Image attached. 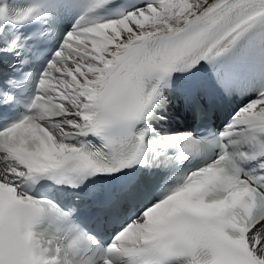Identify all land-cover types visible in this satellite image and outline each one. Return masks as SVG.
<instances>
[{"label":"snow or ice","instance_id":"1","mask_svg":"<svg viewBox=\"0 0 264 264\" xmlns=\"http://www.w3.org/2000/svg\"><path fill=\"white\" fill-rule=\"evenodd\" d=\"M0 264H264V0H0Z\"/></svg>","mask_w":264,"mask_h":264},{"label":"bare ground","instance_id":"2","mask_svg":"<svg viewBox=\"0 0 264 264\" xmlns=\"http://www.w3.org/2000/svg\"><path fill=\"white\" fill-rule=\"evenodd\" d=\"M180 123H183V119L179 120Z\"/></svg>","mask_w":264,"mask_h":264}]
</instances>
